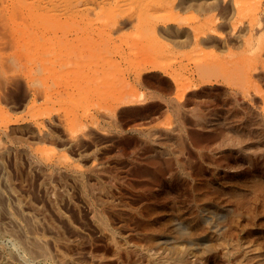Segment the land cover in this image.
<instances>
[{
	"label": "rangeland",
	"instance_id": "1",
	"mask_svg": "<svg viewBox=\"0 0 264 264\" xmlns=\"http://www.w3.org/2000/svg\"><path fill=\"white\" fill-rule=\"evenodd\" d=\"M103 1L106 0H96L94 3L98 4ZM251 1H254V3H252L254 4L253 7ZM243 6H246V9L245 7L241 8ZM248 8L249 10H247ZM243 9L246 10L247 13ZM90 14L94 15L92 12ZM244 14L247 15L244 16ZM112 18L113 23H110L109 21ZM99 20L104 24V28L101 29L99 34H95L96 36H94L96 38L94 40L95 51L91 50L90 55L85 51L80 55L78 54L62 61L56 59L54 65L56 75L62 78L67 77L73 75V71L77 69L86 76L91 70L93 73V80L98 81L102 75L103 69L102 65L98 66L96 62H98L101 56L104 57L109 55L116 59L114 65L108 64L106 66V70L109 72L120 75L129 72L133 74L142 73L154 77L151 78L153 82L150 83V85H143L135 80L129 83L130 86H134L135 92H141L142 97H147L149 101L142 104L141 109L137 112L138 114L142 112L139 115L135 114V112L131 113V111H128L130 115H137L135 118L133 115L127 118V112H124L127 114L126 116H124V113L117 115V117L119 116L118 119L116 118L114 120L118 122V128L117 124H114L116 123L115 121L112 122L115 128L110 127L111 125L109 124H111V121L107 122L109 120L100 115V118L98 117V125L93 123L95 124L93 127L97 125L102 128L105 125L106 127L104 126V129H108L109 132L112 131L110 132L111 134L106 131L109 137L106 132L100 130L101 128L98 129L97 126L95 128L91 126V128L89 126L86 128V132L91 138L88 137L89 139H87L86 135V138L80 137L81 139H77L78 142L71 143V138L70 140L66 139L70 137H67L70 135L69 133L66 134L68 128L65 127L66 130L62 131L65 124L62 125L63 123L61 124L60 121H57L60 120L58 119V113L66 109L63 104H58V102L69 99L64 95L62 100L57 99L54 101V103H57H53L54 106L50 103L52 107L51 112L54 114L52 115L53 118H51L50 121L49 118H47V120L42 123L47 126L48 129H46L50 132V134H48L49 132L46 130L48 134L44 136L46 141L43 136L41 140L40 136L36 139L38 135L35 134V132L32 133L33 125L30 129H25L26 131H24L26 137L30 134H32V137L35 136L32 142L30 139L32 137H28L31 142H29L31 148L28 145H12L6 142L8 147L0 154V196L2 195L4 198H2L3 200L1 199L2 201L0 200V226L3 228L0 227V264H23L25 262V264H162V260L159 261L160 257L162 256V258H164V256L166 257L170 252L168 244L165 243V241L162 243L161 240H158L157 235L162 233L164 237L166 235L165 238L171 239L168 240L170 243L174 241V243L188 244L190 248L194 247V249H191L189 258L192 263L228 264L229 257L225 256V249L223 251L221 247L219 249L217 247L216 250L212 249V252L209 249L206 251L207 247L205 244L203 243V245L201 241L199 243V240L196 239L197 242L194 238L205 236L207 240H209L208 237L211 238L210 240L214 241L217 246L222 242L218 237L220 239L223 237L221 240L228 242L231 239L229 246L231 247L233 244L234 247H238V249H236V247L233 248L232 245L233 250H241V254L239 253V256H237L240 257V259H244L243 264H264V261H262L264 260V256H262L261 259V254H264L262 253L264 252V188L261 189L264 185V149H261L262 143L259 142L258 137L254 136L256 141H254L255 139L250 140L251 144H248L247 151H243L232 143L233 139L230 138L231 141L228 139L227 142L225 140L222 141L223 138L221 139L220 137L224 132H227V134L230 133L228 132L230 129H228V123L230 124L233 121L230 117L232 105L231 96H236L240 103H246L258 114L264 116V0H127L124 1V5L120 10L115 12L111 9L102 13ZM108 24H111V26L108 27ZM55 48L58 51L60 49L59 44H56ZM118 54L120 56H118ZM57 79L60 80L61 78L57 77ZM90 86L89 80L83 81V89ZM177 86L180 88L181 92H183L180 102L186 103L184 112L187 114H183L189 117V115H191L189 113H192L191 111L198 105L201 113L207 115V122H203L205 125H203L201 129H203L206 124H209L210 128L220 127L221 125V127L225 129H223V133L219 135L215 133L216 137L214 133L210 131L202 134L200 129L202 125H200V122H198L193 115H191L192 118H186L185 115L176 117L172 106L164 102V96L167 97V94L168 96H171L170 94H175V88ZM73 91L77 99L75 105L77 110L83 111L86 109L95 111L103 107L104 101L98 98H89L84 96L83 93L80 94L79 88L76 85L73 86ZM189 91H192V93L196 92L195 99L192 100V98L188 97L187 93ZM31 92L32 90L21 80L8 83L6 86L0 84V104L3 108L1 118L8 114H11L14 118H20L26 115L25 112L29 114L27 106L30 105L31 102ZM162 96L164 101L162 100ZM152 102L154 103L150 104ZM43 107H45L44 104ZM131 117L132 119H130ZM29 118L30 121H32L31 117ZM120 118L124 119L123 122ZM125 118H127L128 121H125ZM194 119L199 126L194 122ZM52 120L55 122H52ZM120 120L122 122L121 128ZM104 121L105 123H103ZM50 122H52L51 125ZM57 122L60 123L58 124ZM89 123L92 124L90 121ZM99 123L101 124L99 125ZM47 124L50 126L48 127ZM51 127L56 130H52ZM143 127L157 129L161 136L165 133L163 130L165 131L166 128H173L175 131L182 128L184 142L186 141L187 144V146L185 144H182V146H184L183 148L186 154L180 151L179 148H181V150L183 149L182 146L178 144V140H175L176 137L171 136L172 138H170V141L168 140L170 136L166 139L164 138L166 137L164 134V139H162L158 133L154 140H149L150 143L154 145L152 150H149L151 144L148 142V139H144L145 137H143L142 133L139 131L143 129ZM209 127L206 129H209ZM49 128L51 129L49 130ZM58 128H60L62 132ZM88 128L89 130L91 129L90 131L92 132L90 133L93 134L89 135V131H87ZM194 128L196 129L194 130ZM95 130H98V132L96 133ZM52 131H54V133L59 131L60 134L57 133L55 135ZM99 131H101L100 133L102 135ZM194 131L200 133L198 138L203 135L202 138H197L200 141H197V136L196 134L194 135ZM26 132H28V134ZM126 132L128 135H126ZM188 132L190 133L189 135L187 134ZM112 133H114V136ZM118 133H122L118 135H121L120 139L116 135ZM208 133L211 135V138L214 136L216 139H211L210 136L206 138ZM62 134L64 135L62 136ZM97 134H100L102 138H104L102 139L101 136ZM94 135L95 137L97 136L96 139H98V141L95 139ZM174 135H176L175 132ZM64 136L66 137L65 139ZM217 136H219V138ZM117 137L118 141L116 139ZM190 137L195 138L194 142H201L200 146L196 144V142L194 144L193 139ZM109 138H112V140H109ZM122 138L124 139L121 143L120 140H122ZM126 139H128V143H131H126ZM172 139L174 140L172 141ZM142 140L144 142L146 140L147 142L144 144ZM201 140H205L206 142H202ZM80 142L81 144L85 142L84 144L86 146L83 144L81 145ZM159 142L163 143L161 144ZM170 143L178 146H172L174 147L172 148ZM70 144H73V147H71ZM74 144H77V146L74 147ZM117 144H121L122 147L125 144L127 145H125L126 148L120 150L121 147H119V145L117 146ZM146 144L150 146H148L149 149L144 147ZM193 144L195 146L198 145V147H194ZM211 144L213 146L212 148H210ZM134 145H138L137 147L141 145L142 149L140 147L141 150L137 148L138 151H136L137 149L133 147ZM207 145L209 147H205ZM188 146H191V148ZM154 147L157 149L155 148V150ZM165 147H167L168 150ZM33 148H38L41 152L50 154L53 157H58L64 153L81 168L90 167L94 161H100L101 164L104 163L102 167H105L104 169L107 171L103 169L104 176L107 175V180L110 178L113 179L112 183L108 184L110 190L107 188L104 194L105 199H108L106 201L110 200L111 202L102 203L103 206L100 205L101 203H97V205L96 203L94 204L95 209L97 208L98 211H100L103 218L109 220L110 223L108 220V224L106 223V226L109 225V228L102 227L101 224L93 218L90 213V205L88 201H86L87 199L85 200V197L81 196L83 194L80 192L79 184L75 182L70 175L64 177V179L59 177L48 178V173L51 172L52 167H45L44 165L39 166L36 164L30 154ZM128 148H132L136 153H134L133 150L132 153H129L131 150H128ZM160 148L161 150L166 149V152H162ZM123 149H126L128 154H124L126 151ZM145 149L149 150L148 153ZM174 149H177L175 153L173 151ZM116 150H118V152H116ZM195 150L198 152L195 153ZM203 150H205V153ZM120 151L124 157L120 155L122 159H119L120 156L117 158ZM140 151L143 154L146 152L148 156L145 154L142 155ZM152 151H154V154ZM167 151L169 152L167 153ZM177 151L179 155H177ZM162 153L164 155L167 154L170 158L167 157L166 159V156ZM171 153L173 157H171ZM182 153L185 155H182ZM209 153L213 154L210 155ZM89 154L91 157H89ZM149 155L150 157L153 155L154 158L159 155L157 156L158 164L164 163V165L159 164L157 166L158 168L161 167V169L159 168L160 170L157 167L154 169L155 171H153V169L150 170V172L152 171L151 174L141 173V178L137 170L139 169L142 171V169H140L141 165L144 163L143 161L146 163L147 160L149 161ZM139 156L143 157L139 158ZM160 156L162 158H160ZM177 156L180 158L182 157L181 159L183 161L185 159L187 161L181 162L182 160ZM145 158L148 159L145 160ZM137 159H139L138 162L141 164L137 162ZM158 159L162 162H159ZM131 160L136 162H132ZM164 160H168V164L165 163ZM218 160L220 161V165L218 164ZM188 162L193 164L188 165ZM183 163L187 165L184 166ZM133 169H135L137 173ZM113 172H115L114 175L119 174V176L117 175L116 177L112 175ZM131 174L135 176L133 177ZM148 175L151 177L148 178ZM136 176H139V178ZM159 176L162 177L160 178ZM6 178L8 180H6ZM115 178L117 179L114 180ZM261 178L263 182L259 181ZM132 179L136 181L139 179L140 183ZM131 180L133 182H131ZM141 180L143 181L141 182ZM113 182H115V185ZM256 183L260 184V187L256 189L257 192L259 189L261 190L258 193L256 190L254 191ZM147 185H151L149 190ZM231 188L235 191L237 188V193H234L235 191H232ZM210 189L213 190L211 191ZM207 190L209 194L206 192ZM226 190L229 191L226 192ZM204 191V194L210 196L215 204L229 202L230 206H232L230 208H233L232 210H236L233 205H236L237 201L235 200L236 198H233L228 192L232 191V193L237 196H240V194L243 195V192L245 194L244 198L247 196L248 201H246L247 197L244 202L242 201L244 199H241L244 209L241 207L242 209L240 208L241 210H239L240 216L238 215L239 217H236V215L231 212V209L229 213H220L216 207L208 208L202 205L203 198L201 197H203L202 195L204 194L202 193ZM214 192L215 195L212 194L211 196V193ZM199 194L202 195L200 196ZM248 194H251L250 197ZM87 195L88 198L93 197L92 193ZM195 195H197V197ZM252 195L254 199H252ZM198 196L201 199L198 198ZM249 198L251 200H249ZM249 201L253 202L254 205ZM4 202L7 203L10 209H5L7 206ZM2 204L5 206H2ZM110 204L113 208H109V206H111ZM104 205H107L108 213ZM2 208L3 210L5 209V211H3ZM15 208H21V210L18 209V212ZM37 208L40 209V211ZM110 209L112 210L109 212ZM199 209L206 210L207 213L212 215L211 217L214 215L213 219L218 222L223 220V223L220 222L219 232H217L220 236L214 234L215 230L211 229V231H213L212 233L205 226H201L199 229L196 228L198 231L195 229L197 225L195 224L197 223L195 220L199 218L196 214L199 213ZM245 209L251 213V216L248 215L247 210L245 212ZM15 211L18 212L17 215ZM244 212L247 215L244 214ZM10 213L15 215V218H21L22 213H28L30 218L27 217V214H23L25 215L26 221L31 219L32 216L34 229L38 228L40 230L35 229L34 231L31 229L33 226L29 224L30 220L25 222L22 219L23 217L19 219V221L23 220V222H20V225L17 223L19 222L17 221L18 219L13 220ZM50 216L51 219L49 220L48 217ZM217 216L220 218L217 219ZM223 216L224 218L221 219ZM46 218H48V223L50 225L46 224ZM188 218L190 220H188ZM193 218H195V220ZM225 218L226 220H224ZM233 219H239V221L236 222L235 220L234 222ZM10 220L13 221L11 224ZM15 220L17 222H15ZM229 220L233 221L234 224L230 225ZM187 222H190L191 225ZM25 223L28 224L27 227ZM182 223L185 224L182 225ZM38 224L39 226H37ZM14 225L19 227H15ZM3 226L6 228V231ZM176 226L182 230H176ZM227 226L229 228H227ZM14 227L16 229L21 228L19 230L17 229V231L20 232V230H23L26 236L30 233L31 235H35L37 232L38 235L47 242L49 255L44 256L40 253L37 254L38 252H36V254L33 252L32 255L34 254L35 257L33 255L34 259L30 258L32 255L29 254L31 252L28 251L27 246L25 244L21 245L24 243L21 236L16 237V233L13 234L17 232ZM187 227L188 230L186 229ZM26 228H29L30 233ZM231 228H233V232L235 233L233 235H231L233 233ZM184 229L186 230L184 231ZM205 229V234L208 235L202 234ZM31 230L33 232H31ZM178 232H183V235ZM223 232L225 235L221 237V235L224 234ZM188 233L194 236L191 237ZM227 233L231 234L229 235ZM184 234L186 237H183ZM31 235H29V238L33 236ZM215 235L217 237H214ZM154 237H157V240L154 239ZM179 237L184 240H178ZM213 237L217 239L214 240ZM187 238L190 240H187ZM232 238H234V242ZM20 240L22 242H19ZM247 249H250L251 253H248L249 255H244ZM27 251L29 253H27ZM260 251L261 254L259 253ZM252 252H258L259 254L254 253V255ZM237 256L233 255L231 258L235 259ZM25 257L26 259H24V261L23 258ZM238 257L237 259H239ZM195 258H200L201 260ZM193 259H195V261ZM237 259L233 260V262L237 261Z\"/></svg>",
	"mask_w": 264,
	"mask_h": 264
},
{
	"label": "bare ground",
	"instance_id": "2",
	"mask_svg": "<svg viewBox=\"0 0 264 264\" xmlns=\"http://www.w3.org/2000/svg\"><path fill=\"white\" fill-rule=\"evenodd\" d=\"M94 1H96V0H0V84H4L6 86L8 83H12L14 81L21 80V81H23L26 84V86L30 90H32V92H31L32 95H31V99H30L31 102H30V105L27 106L28 109L26 108L29 114H27V112H25L26 115L21 116L20 118H14V117H12L11 114H8V115L4 116L3 118H1V116L3 114V108H2V106L0 104V154H2L7 149V147H8V145L6 144V142H8V143H10L12 145H28L31 148V146H30L31 144L30 143L32 142V140H33V138L35 136L32 137V134L29 135L32 138H30L28 136L31 139V142H30L29 138L25 136V132L24 131H26L25 129H30V127H32L33 125L35 126V128L33 126V132L32 133L35 132V134L38 135V136H36V139L39 138V136H40V140H41L42 136L44 137L47 134L46 133V130L48 129L47 126L45 124H42V123H44L47 120V118H49V121H50V119L53 118L52 115H54L51 112L52 107H51V104L50 103L53 104L54 101L57 100V99L58 100H62L64 95L67 98H69V99H67V100H65L63 102H60V101L58 102V104H63L66 109H63V110H61L58 113V119H60V120H57V121H60L61 124L63 123L62 125L65 124L64 127H63L64 129L62 131H65L66 130L65 127L68 128L66 130V131H68V132H66V134L69 133L70 135H68V136L65 135V136H67V137L70 136V137L69 138H66L64 136V139L66 138V139H69L70 140V138H71V141H72L71 143L76 142L77 139L80 138V137H85L87 135L86 128L89 127V126L90 127L91 126L93 127V125H95L93 123H96L98 125V117L100 115L102 117L103 116L106 117V119L109 120L107 122H110L111 121V124H109V123L108 124L111 125L110 127H114L112 125V122L115 121L114 119H116V118L118 119L119 116L117 117V115H119L121 113H124V112H127V114H128V111L129 112L131 111V113L132 112L133 113L135 112V114H138L137 112H139V110L141 109L142 104H144L146 101L147 102L149 101V100H147V97H142V93L141 92H137V91L135 92L134 86L133 85L130 86L129 83H130V81L135 80L136 82L141 83L143 85H146V84L150 85V83L153 82V80L151 78H154V77H151L149 75H144L142 73H135V74H133V73L129 72V73L120 75V74H117V73L109 72V71L106 70V66L108 64L114 65L115 64V61H116V59L114 57L109 56V55L108 56H104V57L101 56L99 58L98 62H96V65H98V66L99 65H102V69H103L102 70V75L100 76V78H99L98 81H94L93 80V77H92L93 76V73H92L91 70L88 72V74L86 76L83 75V73L80 70H77V69L75 71H73V75H69L67 77H63L62 78L61 76H57L56 75V72L54 70V65H55L56 59L62 61V60L69 59L70 57L76 56L78 54L80 55V54L84 53L85 51H87L89 55L91 53V50L95 51V43H94V40L96 38L94 36H96L97 34H99V32H101V29L104 28V24H102V22H100V20H99L100 16L102 15V13H105V12L111 10V9H113V11H115V12L118 11V10H120L121 7L124 5V1H127V0H106V1L100 2L98 4L94 3ZM252 3H254V1L253 2L251 1V4ZM251 4H249V5H251ZM245 5H247V4H245ZM253 5L254 4H252V7H253ZM244 7L246 9V6H243L241 8H244ZM241 8H240V10H241ZM249 8L247 10H249ZM244 11H246V10H244ZM91 12L94 15H91L90 14ZM243 13H245V12H243ZM246 13H247V11H246ZM246 15L247 14H244V16H246ZM109 22L110 23H113V18L110 19ZM107 26L110 27L111 24H108ZM56 44H59V46H60V49L58 51L55 48L56 47ZM118 56H120V55L118 54ZM57 77H59L61 79L58 80ZM101 77H103V78H101ZM88 80H89V85H91V86L90 87H86L85 89H83V81H88ZM74 85H76L79 88V93L80 94L83 93L84 96H87L89 98H98V99H101V101H104L103 107L102 108H99L98 110H95V111H89V110H86V109L83 110V111L77 110L75 108V105L77 103V99H76L75 93L73 91V86ZM168 92H170V91H168ZM170 95L171 96H168V94H167V97L164 96V100L165 101L163 100V96H162V100L164 102H167V104H170L172 106V108L174 109V112H175L174 114H176V117L177 116L178 117H181L182 115L187 114V113L184 112L185 111L184 110V107L186 106V103L180 102L181 95H183V92H181L180 88L177 86L175 88V94H170ZM187 95H188V97L192 98V100L196 98L195 97L196 96V92H193L192 93V91H189L187 93ZM42 101H44V102H42ZM153 103L154 102H152L150 104H153ZM43 104L45 105V107H43ZM54 104H57V103H54ZM54 104H53V106H54ZM156 104H158V103H156ZM196 104H198V103H196ZM231 104L232 105H231V109H230V117L232 118L233 121L230 124L226 121L228 123V125H229L228 129L229 128L231 129V130L229 129V131H228V132H230L229 134H227V132L226 133L225 132L223 133V129L224 128H222L221 125H220L221 128L220 127L210 128L209 127V124H206L207 127L204 126V128L201 129V127H203V125H205L204 123L207 122V115H204L203 113H201V111L199 110L198 105L191 111L192 113H189V112L188 113L191 114V115H193L196 118V120L198 122H200V125H202V126H200V129H201V133L202 134L205 133V132H209L210 131V132H213L214 133V136L216 137L215 133L218 134V135L221 134V133H223L222 136H220L221 139L223 138L222 141L223 140L227 141L228 139L231 141V139H233V142L232 143L234 145H236L240 150H243V151H247L248 144H251L250 140L255 139L254 138V136H255V137H258L259 142L262 143L261 149H264V116L263 115L261 116L260 114H258L256 111H254V109L252 107H250L246 103H243V104L240 103L238 101V99L236 98V96H231ZM145 107H147V106H145ZM57 110H58V107H57ZM141 113H139V114H141ZM146 113H147V111H146ZM146 113H144V114H146ZM183 113H185V114H183ZM127 114L124 113V116H126ZM131 115H133V114H131ZM131 115L128 114V117L127 118H129V116H131ZM191 115H189V117L186 116V115L185 116H186V118L187 117L190 118ZM136 116L137 115H135L134 118ZM29 117H31L32 121H30V118ZM127 118H125V121H128ZM130 119H132V117ZM121 120L123 122L124 119H121ZM121 120H120V122H121ZM196 120L194 122L197 124ZM89 121L92 124H90ZM52 122H55V121L52 120ZM52 122H50V125L52 124ZM122 122L120 123V128L122 126L121 125ZM213 122H216V121H213ZM47 123H49V122H47ZM57 123H56V125H57ZM103 123H105V121ZM117 123L118 122H116L114 124H117ZM100 124L101 123H99V125ZM50 125H48V127ZM118 125L119 124H117V128H118ZM96 126H94L93 128H95ZM104 126L102 128H101V126L100 127L97 126V128L98 129L101 128L100 130L103 131V132H106V131L109 132L108 129H104ZM198 126H197V129H198ZM27 127H29V128H27ZM53 127H54V123H53ZM58 127H59V125H58ZM208 127H209V129H206ZM51 128H49V130ZM58 129L61 131L60 128H58ZM184 129H186V128H184ZM195 129L196 128H194V130ZM52 130H56V129H53L52 128ZM90 130H89V128L87 129V131H89V135L93 134V133H90V132H92ZM133 130H136V129H133ZM101 131H99V133ZM139 131L142 133L143 137H145L144 139H146V140L148 139V142L149 143H150L149 140H154L156 134L158 133V130L157 129H154V128H144L143 127V129H140ZM139 131H137V132H139ZM177 131H175V129H173V128H166L165 131L163 130V132H165L164 134L166 135V137H164V134H163V136H161L159 133L158 134L160 135V137H162V139H164V138L167 139V137L170 136L169 139H168L170 141H171L170 138L176 137L175 140H178L177 142H178L179 145L182 146V144H185L187 146L186 141L184 142V135H183L184 133L182 132V128H180ZM191 131H193V130H191ZM47 132H49V131L47 130ZM97 132H98V130L96 131V133ZM110 132H112V131H110ZM115 132H116V130H115ZM127 132H126V135H128ZM174 132L176 133V135H174ZM181 132H182V134H181ZM194 132H192V133H194ZM26 133L28 134V132H26ZM52 133H54V131H52ZM57 133L60 134L59 131L56 132V133H54V134L56 135ZM48 134H50V132ZM64 134H62V136ZM100 134H97V135H100ZM112 134L114 136V133H112ZM119 134H122V133H118L116 135L118 136ZM187 134L189 135L190 133L188 132ZM195 134L197 136L196 137V139H197L200 133L199 132H195L194 135ZM100 136H99V140H100ZM120 136H118L119 139H120ZM130 136H131V134H130ZM139 136H140V134H139ZM202 136H200V137L202 138ZM209 136L211 138V135L208 133V135L206 136V138H208ZM214 136H212V137L215 138ZM51 137H52V135H51ZM88 137H90V136L87 135V139H89ZM94 137H95V135H94ZM96 137H95V139H96ZM108 137H109V134H108ZM118 137L116 138L117 141H118ZM217 137L219 138V136H217ZM101 138H102V136H101ZM213 138H211V139H213ZM45 139L46 138L44 137V140ZM92 139H93V137H92ZM123 139L124 138H122V140H120L121 143L123 142ZM128 139H126V143H128V141H127ZM159 139H161V138H159ZM191 139H193V142H194V139L195 138L193 137ZM198 139H197V141H200ZM83 140H84V138H83ZM96 140L98 141V139H96ZM109 140H112V138L111 139L109 138ZM146 140H145V142H147ZM173 140L174 139H172V141ZM205 140L204 141L201 140V141L202 142H206ZM93 141H94V139H93ZM197 141H195L196 144H199V146H200L201 142L200 143L199 142L197 143ZM254 141H256V139ZM68 142H70V141H68ZM145 142H144V144H145ZM153 142H156V141H153ZM187 142H188V140H187ZM195 142H194V144H195ZM84 143L85 142H82L83 145H85ZM124 143H125V141H124ZM129 143H131V142H129ZM159 143H161V142H159ZM171 143H173V142H171ZM80 144H81V142H80ZM147 144H146V146H144V145H142V146H144L145 148H148L149 145L147 146ZM150 144H151V148L150 149L148 148V149L149 150H152V147L154 145H152V143H150ZM188 144L191 145L190 143H188ZM72 145L70 144L71 147H73ZM81 145H79V146H81ZM118 145L119 144H117V146ZM122 145H124V144H122ZM125 145H127V144H125ZM125 145L122 147L121 144H120L119 145V147H121L120 150L122 148H126ZM76 146H77V144L76 145L74 144V147H76ZM137 146L134 145L133 147H136L135 149H137V148L140 149L141 145H140V147H137ZM172 146L175 147V146H178V145L171 144V147ZM196 146L198 147V145H196ZM196 146L194 145V147H196ZM119 147H118V149H119ZM167 147H165V148H167ZM174 147H172V148H174ZM183 147L184 146H182V149L184 151L181 150V148H179V149H180V151L185 152V149ZM188 147L191 148V146H188ZM205 147H209V146L207 145ZM212 147L213 146L211 144L210 145V148H212ZM155 148L156 147H154V149ZM161 148H160V150H161ZM141 149H142V147H141ZM188 149H187V151H188ZM123 150L126 151V152H124V154L128 152L126 149H123ZM128 150H131V152H129V153H132V150L133 149L132 148H130V149L128 148ZM146 150L147 149H145V151ZM149 150H147L146 152L148 153ZM165 150L166 149L161 150V151L164 152ZM167 150H168V148H167ZM175 150H177V149H174L173 150L174 153H175ZM136 151H138V149ZM204 151L205 150H203V152ZM116 152H118V150H116ZM146 152L144 153L145 155L147 154ZM152 152L154 154V151H152ZM168 152L169 151H167V153ZM197 152L198 151L195 150V153H197ZM119 153H120L119 155H117L115 153L117 155V158L120 155H122V157H123V154H121V151ZM134 153H136V152L134 151ZM134 153H133V155H134ZM176 153H178L177 155H179V152L178 151ZM204 153H203V155H204ZM30 154H31L34 162L36 164H38L39 166H43L44 165L45 167H52L51 172L48 173V176H49V177L47 176L48 178L59 177L61 179H64V177H67V176L70 175L75 180V182H77L79 184V186H80L79 189L81 190L80 192L83 194L81 196L85 197V200L87 199L86 201H88V203L90 205V208H91L90 209L91 210L90 213L92 214L93 218L95 220H97L101 224L102 227L106 228V227L109 226V225L106 226V223H107V220L108 219L103 218V215L100 213V211H98L97 208L95 209V204H94V203H96V205H97V203H101L100 205L103 206L102 203L103 204L105 202H108L109 203V201H110V200L109 201H106L108 199L107 198L105 199L104 194H105L107 188L109 187L108 184H111L112 181H113V179L109 177L110 179L107 180V175H105L106 176V179H105V176L103 174L104 173L103 172V169L105 167L104 168L102 167V165L104 163L101 164L100 161H98L99 163L94 161L93 164L90 167L87 166L88 168H81V167L78 166L77 163H75V161H72L64 153H63L64 155L62 154V155H59L58 157H55V156L53 157L50 154H46L44 152H41V150H39L38 148H33L32 149V153H30ZM141 154L144 155L142 152H141ZM156 154H157V152H156ZM185 154H186V152H185ZM185 154L182 153V155H185ZM211 154H213V153H211ZM171 155H172V153H171ZM129 156H131V155H129ZM146 156H148V155H146ZM146 156H144V157H146ZM157 156H159V155H157ZM157 156L154 158L153 155L151 157L149 155V157H148L149 158V161L147 160V163L145 161H143L144 158L142 159V161L144 162V163H142L141 168H140V169H142V171L139 170V169L137 170V171H139L138 175L140 174V177L141 178H142L141 173L151 174L152 171L150 172V170L153 169V171H155L154 169H156V167L159 164H162V163H159L158 164V161H157V158L158 157ZM164 156H166V159H167V157H169L167 154L164 155ZM89 157H91V155ZM142 157L143 156H141V157L139 156V158H142ZM171 157H173V155ZM128 158H126V159H128ZM148 158H145V160L148 159ZM160 158H162V157L160 156ZM178 158H180V157H178ZM178 158H176V159H178ZM181 158H180V160H182ZM211 158L213 159L212 156H211ZM119 159H122L121 156H120ZM163 159H165V158H163ZM216 159H217V157H216ZM138 160L139 159H137V162H138ZM131 161L132 162H136L134 160H131ZM167 161H165V163L168 164L169 161L168 162ZM185 161H187V160L185 159L184 161L182 160L181 162H185ZM213 161H215V160H213ZM159 162H162V161L159 160ZM189 162H190V160H189ZM189 162H188V165L191 164ZM216 162H217V160H216ZM171 163H173V162H171ZM176 163H177V161H176ZM219 163H220V161L218 162V164ZM134 164H137V163H134ZM139 164H141V163H139ZM162 165H164V163ZM183 165H184V163H183ZM185 165H187V164H185ZM159 168L161 169V167H159ZM164 168H167V167H164ZM188 168H189V166H188ZM133 170L136 172L135 169H133ZM104 171H106V170L104 169ZM114 173L115 172H113L112 175H114ZM132 173H133V171H132ZM144 174H142V175L145 176ZM155 174H157V173H155ZM117 175L119 176V174H117ZM117 175H114V176L117 177ZM136 177L139 178V176H136ZM147 177L149 178L151 176L148 175ZM155 177H156V175H155ZM159 177L161 178L162 176H159ZM116 179L117 178H115L114 180H116ZM156 179H159V178H156ZM6 180H8V179L6 178ZM132 180H134V179H132ZM132 180H131V182H133ZM11 181H12V179H11ZM134 181H136V180H134ZM142 181L143 180H141V182ZM259 181H262V178ZM136 182L137 183L138 182L140 183V180L138 179ZM113 183L115 185V182H113ZM259 183H256V185L254 186V188H255L254 191L260 187V184ZM110 186H113V185H110ZM147 187H148V190H149V187H151V185L150 186L147 185ZM261 187H262V185H261ZM263 188H264V185H263V187L261 189H263ZM200 190H201V188H200ZM231 190L233 191L234 189L231 188ZM227 191H229V190H226V192ZM232 191H230L228 193H230L229 195H231L233 198H236L235 200L237 201V204L236 203H235L236 205H233L232 204L233 206H235V209L236 210H232L233 208L232 209L230 208L232 206H230V204H229L228 201H227L228 203H219V204L213 203L212 198L210 196L204 194L205 191L202 193L204 195L201 194L203 196V197H201V198H203L202 199V201H203L202 202L203 203L202 205H205L208 208L216 207L219 210L220 213H223V212L229 213L230 212V209H231V212H233L236 215V217H237L240 214L239 210H241L242 208L244 209V207H242L241 199H244V200H242L244 202L247 196L244 198V195L245 194L243 192H242L243 195H241V194H240V196L234 195V193H237L236 192L237 191V188H236V191L234 190L235 191L234 193H232ZM259 191H261V190L259 189ZM107 192H109V191H107ZM206 192L208 193V190ZM240 192H241V189H240ZM240 192H238V193H240ZM256 192H257V190H256ZM91 193H92V196H93L92 198L93 199L92 198H88V195L87 194H91ZM212 194L215 195V192L214 193H211V196H212ZM250 195H249V197H250ZM195 196L197 197V195H195ZM256 196H258V195H256ZM0 197H1L0 198V200H1L3 198V196L1 195ZM251 197H252V199H254L255 194H254V197H253V195ZM198 198H200V197L198 196ZM229 198H231V197H229ZM213 200H214V198H213ZM249 200H251V199L249 198ZM256 200H254V201H256ZM246 201H248V197H247V200ZM4 203H6V202H4ZM7 203H8V201H7ZM7 203H6L7 208L5 207L6 210L7 209H10V207L7 205ZM250 203H252V205H254L253 202H250ZM198 204H199V202H198ZM2 206H5V205L2 204ZM104 206L106 207L107 205H104ZM113 206H114V204H113ZM111 207H112V205L109 206V208H111ZM199 208H200V206H199ZM5 209L3 210V208H2L3 211H5ZM15 209L16 210H18V209L21 210V208H15ZM56 209H58V208H56ZM19 210H18V212H19ZM38 210L40 211V209H38ZM104 210H106V209H104ZM111 210L112 209H110L109 212ZM113 210H115V209H113ZM246 210L247 209H245V212H246ZM8 211H12V210H8ZM18 212H16V215L18 214ZM245 212H244V214H246ZM247 212H248V215L251 216L250 215L251 213L248 210H247ZM5 213H8V212H5ZM107 213H108V208H107ZM23 214H27L28 215V213H22L21 218L23 217L22 219L25 222H27V221L30 220L29 221V224H31L33 226V224H32V216H31V219H28L26 221V219L24 217L25 215H23ZM12 215L13 214H11V217H13V220L14 219H16V220L18 219L17 221H19V219H21L19 217L18 218H15L16 216L15 215L12 216ZM19 215H20V213H19ZM196 215H198L199 218L197 220H195V218H193L195 220V222L197 221V223H195L197 225L196 226L194 225L195 226V229L196 228L199 229V227L205 226L210 231H211V229L212 230H215L216 233L214 232V234H216L217 236H220L219 234H217V232H219V228H220V225H221L220 222H222L223 220H221L220 222H218L217 220L213 219L214 218V215H213V217H211L212 215H210L209 213H207L206 210H204V209H199V213L196 214ZM218 215H219V213H218ZM252 215H255V214H252ZM29 216L30 215H28L27 217H29ZM249 216H247V217H249ZM48 218L50 220L51 219V216L48 217ZM48 218H46L47 219L46 220V222H47L46 224H49L48 223ZM218 218H220V217L217 216V219ZM223 218H224V216L221 217V219H223ZM249 218H251V217H249ZM16 220H15V222H17ZM23 220L22 221H19L17 223L20 224V222H23ZM188 220H190V219L188 218ZM224 220H226V218ZM231 220H229L230 221V225L231 224H234L233 221H231ZM235 220H236V222L239 221V219L238 220L235 219ZM235 220H234V222H235ZM36 221H37V219H36ZM227 221H228V219H227ZM11 222H13V221L10 220V224H11ZM49 222H51V221H49ZM108 222H109V220H108ZM37 223H38V221H37ZM187 223H189V225H191L190 222H187ZM225 223H227V222H225ZM25 224H26V227H27L28 224L27 223H25ZM39 224H40V220H39ZM39 224L37 226H39ZM183 224H185V223H182V225ZM236 224H238V223H236ZM178 225H180V224L178 223ZM11 226H13V225H11ZM177 226L175 227L176 230L179 229V228H177ZM187 226H188V224H187ZM15 227H19V226H15ZM180 227H181V225H180ZM22 228H23V226H22ZM227 228H229V227L227 226ZM17 229L15 231H17ZM19 229H21V228H19ZM27 229L29 230V228H26V230ZM31 229H33L35 231V229L37 230L38 228H35L34 229V226H33V228H31ZM186 229L188 230V227ZM186 229H184V231ZM198 229H196V230L198 231ZM231 229H232V232H233L234 231L233 228H231ZM4 230L6 231V228L5 227H4ZM38 230H40V229H38ZM179 230L181 231L182 229L180 228ZM5 231H4V233H5ZM165 231H166V229H165ZM197 231H195V232L198 233ZM203 231L204 232H202V234L203 233L205 234L206 229L203 230ZM17 232H14L13 234L16 233V237H18V236L20 237L21 236V239H23V242H24L21 245L25 244L27 246V248H28V251L31 252V253H29L27 251V253H29V254L32 255L33 252H35L34 254H36V252H38L37 254L40 253L41 255L43 254L44 256H48L49 255V250H48L47 242H45V240L43 238H41L38 235L37 232L36 233L34 232L35 235L32 234L33 235L32 236L31 233H30V230H29V233H30L29 235H31L33 237L32 238L30 236L32 239L29 238V235L26 236V234H25V232L23 230H20V232L19 231H17ZM31 232H33V231L31 230ZM188 232H190V231H188ZM211 232L213 233V231H211ZM229 232H230V229H229ZM178 233L182 234L183 232H178ZM193 234H194V232H193ZM214 234H212V235H214ZM227 234L230 235L231 233H227ZM233 234H235V233L233 232L231 235H233ZM205 235H208V234H205ZM212 235H211V237H212ZM216 235L214 237H217ZM223 235H225V233L222 234L221 237ZM153 236H155V235H153ZM157 236H158V240L159 241L161 240L162 243H164V241H165V243L168 244V247L170 249V252H169V254L166 257L165 256H164V258H162V256L160 257V260L159 261L162 260V262H163L162 264H196V263H192L191 260H189L190 253H191V249H194V247L193 248H190V246H188V244L187 245H184L182 243H180V244L179 243H174V241H173V243H170V242H168V240H171V239L170 238L169 239L168 238H165L166 235L164 237L163 236V233L162 234H158ZM193 236H191V237H193ZM183 237H186L185 234H184ZM199 237H197V238L194 237V238H195V240L196 239L199 240V243L201 241L202 244L203 243L205 244V246L207 247L206 251L209 249L212 252V249L213 250H216L217 247H218V249L221 247V249H223V251L225 249V251H224L225 256H228L229 257L228 264H243V260L244 259H242V258L240 259V257H238L239 256L238 254L239 253L241 254V250H235V249L233 250L232 249V245L233 244L231 245V247L229 246V243H231V241H230L231 239L230 238H229L230 240L228 242V241H225V240H221V239H223V237L221 239L218 237V239L220 241H222V242L219 243L218 246H217L214 241H211L210 240L211 238L208 237L209 240H207V237H205V236L204 237L203 236H199ZM214 237H213L214 240L217 239V238H214ZM231 237H233V236H231ZM156 238L154 237V239H156ZM18 239H20V238H18ZM182 239L183 238L180 239V237H179L178 240H182ZM233 239L234 238H232V240ZM156 240H154V241H156ZM187 240H190V239L187 238ZM19 242H22V241L20 240ZM233 242H234V240H233ZM235 247L233 245V248H235ZM236 249H238V247H236ZM255 251H257V250H255ZM248 253H251V250L250 249H247L245 251V254L243 252L244 255H247ZM254 253H256V252H254ZM259 253L261 254V251ZM262 253H264V252H262ZM33 255H32V257H30V256L29 257L34 259L35 255H34V257H33ZM233 255L234 256L235 255L236 256L238 255L237 257L239 258V259H237V257H235V259H237V261H235V262H233V260H235V259L231 258ZM244 255H241V256H244ZM262 256H264V254L263 255L261 254V259H262ZM198 257H199V255H198ZM24 259H26V257L23 258V260ZM158 259H159V257H158ZM195 259H200V258H195ZM195 259H193V260L195 261ZM263 259H264V257H263ZM26 261H28V260H26ZM262 261H264V260H262ZM25 263H23V264H25ZM255 263H257V262H255ZM260 263H261V261H260Z\"/></svg>",
	"mask_w": 264,
	"mask_h": 264
}]
</instances>
